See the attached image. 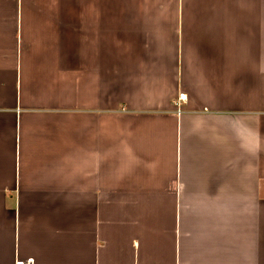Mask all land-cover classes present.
Listing matches in <instances>:
<instances>
[{"label":"crops","instance_id":"0c3cea01","mask_svg":"<svg viewBox=\"0 0 264 264\" xmlns=\"http://www.w3.org/2000/svg\"><path fill=\"white\" fill-rule=\"evenodd\" d=\"M264 264V0H0V264Z\"/></svg>","mask_w":264,"mask_h":264},{"label":"built area","instance_id":"2783aa9c","mask_svg":"<svg viewBox=\"0 0 264 264\" xmlns=\"http://www.w3.org/2000/svg\"><path fill=\"white\" fill-rule=\"evenodd\" d=\"M15 264H33L32 261L27 260V261H17Z\"/></svg>","mask_w":264,"mask_h":264}]
</instances>
